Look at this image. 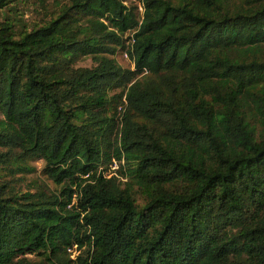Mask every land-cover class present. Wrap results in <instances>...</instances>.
Masks as SVG:
<instances>
[{
  "label": "trees",
  "instance_id": "trees-1",
  "mask_svg": "<svg viewBox=\"0 0 264 264\" xmlns=\"http://www.w3.org/2000/svg\"><path fill=\"white\" fill-rule=\"evenodd\" d=\"M20 1L0 0V264H264V0H66L30 27ZM30 159L58 186L20 187Z\"/></svg>",
  "mask_w": 264,
  "mask_h": 264
},
{
  "label": "rangeland",
  "instance_id": "rangeland-1",
  "mask_svg": "<svg viewBox=\"0 0 264 264\" xmlns=\"http://www.w3.org/2000/svg\"><path fill=\"white\" fill-rule=\"evenodd\" d=\"M66 0H47L45 5L36 6L33 3V0H22L18 3L19 12L21 19L19 23H26L27 27H30L32 24H36L43 19L45 13H47L49 8L55 7L57 2H64ZM138 3V0H125V2ZM118 63L123 66H131V59L122 51H118L114 54ZM93 63V59L90 55H83L77 62L79 65H90ZM28 165H31L33 168L28 170L16 171L15 176L19 177L18 181L19 186L22 188H32L35 189L36 184L46 185L49 188L57 187L58 185L54 183L50 178L42 172L43 160L42 159H30L28 160ZM112 167H116V162ZM45 187V186H44ZM74 253V252H73Z\"/></svg>",
  "mask_w": 264,
  "mask_h": 264
},
{
  "label": "built area",
  "instance_id": "built-area-1",
  "mask_svg": "<svg viewBox=\"0 0 264 264\" xmlns=\"http://www.w3.org/2000/svg\"><path fill=\"white\" fill-rule=\"evenodd\" d=\"M140 7V6H139ZM140 9H141V7H140ZM125 53V52H124ZM126 54V53H125Z\"/></svg>",
  "mask_w": 264,
  "mask_h": 264
}]
</instances>
